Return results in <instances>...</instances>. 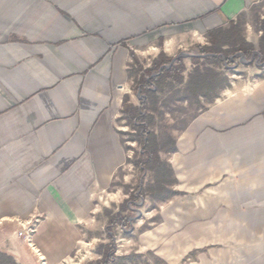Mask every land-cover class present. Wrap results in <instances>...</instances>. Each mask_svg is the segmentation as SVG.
Instances as JSON below:
<instances>
[{"label": "crops", "instance_id": "obj_1", "mask_svg": "<svg viewBox=\"0 0 264 264\" xmlns=\"http://www.w3.org/2000/svg\"><path fill=\"white\" fill-rule=\"evenodd\" d=\"M238 18L255 51L236 56L231 86L161 153L178 193L137 200L142 173L117 124L126 95L140 104L132 53L144 68L183 53L187 75L196 55L184 51ZM263 20L264 0H0V251L83 264L128 201L129 230L114 228L120 242L134 238L125 250L166 264H264Z\"/></svg>", "mask_w": 264, "mask_h": 264}, {"label": "trees", "instance_id": "obj_2", "mask_svg": "<svg viewBox=\"0 0 264 264\" xmlns=\"http://www.w3.org/2000/svg\"><path fill=\"white\" fill-rule=\"evenodd\" d=\"M262 29L261 53L264 52V20ZM207 38L206 44L196 46L198 55L192 57L193 68L187 75L184 57L172 63L174 57L161 52L151 67L144 68L136 55L132 53L134 62L129 69V74L134 77L135 88L140 95V104L130 103V97L126 95L123 115L136 133L134 141L140 145L132 162L140 169L142 175L150 177L146 184L143 182L137 200L150 197L155 201H165L178 193L173 189L177 182L174 170L161 155L162 152L176 151V140L170 133L161 139L155 130L157 115L164 114L162 111V104L166 101L164 95L177 91L178 94H184L182 97L184 101L201 105L202 99L206 98L212 103L223 90L231 86L230 77L226 72L236 64V56L242 54L249 59L255 51L254 45L244 36L241 18L231 22L227 28L221 27L208 31ZM162 67V71L158 74ZM201 108L205 109L206 106ZM134 199L136 197L131 196L129 200ZM127 203L109 219L107 230L110 232V243L105 246V250H98L102 254L103 264H110L115 256L114 228L119 224L125 228L130 227V220L121 215L124 209H128ZM0 264L20 263L12 255L0 251Z\"/></svg>", "mask_w": 264, "mask_h": 264}, {"label": "rangeland", "instance_id": "obj_3", "mask_svg": "<svg viewBox=\"0 0 264 264\" xmlns=\"http://www.w3.org/2000/svg\"><path fill=\"white\" fill-rule=\"evenodd\" d=\"M184 53H188L189 55H197L198 50H187ZM181 54V53H180ZM231 75L234 72H226ZM237 75L239 72H235ZM177 91H172L164 95L166 101L162 104L163 115H157L155 130L160 135L161 139H164L167 134H174L176 131H180L190 120L198 114V112L202 109V106H207L210 102L206 99H202V104L198 105L192 101H184L182 97L183 93L178 94ZM181 96V97H180ZM120 132L121 138L124 142H126V147L134 157L135 153L139 151L140 145L138 142L134 141L135 131L132 126L129 125L128 119L123 115L118 119L117 122ZM140 174L137 172L136 183L139 184ZM143 182L146 184L150 177L146 175H142ZM147 199V198H146ZM149 202L146 206H144V212L147 209L154 207L155 202L148 199ZM138 213H135L134 216H137ZM129 230V228H127ZM117 233H115L116 235ZM116 250L114 253V258L110 264H166L165 262L159 260L152 252L146 251L144 253H137L135 250H125L126 247L133 248L134 238L126 237L124 241L118 238H114ZM88 251V252H87ZM84 251V263L83 264H103L102 254H97L98 250H87ZM127 252V253H126ZM92 259V261H89Z\"/></svg>", "mask_w": 264, "mask_h": 264}, {"label": "built area", "instance_id": "obj_4", "mask_svg": "<svg viewBox=\"0 0 264 264\" xmlns=\"http://www.w3.org/2000/svg\"><path fill=\"white\" fill-rule=\"evenodd\" d=\"M35 231L34 227H29L28 229L25 230V232L21 231L20 232V236H24L25 239L28 241V242H31V236L33 234V232Z\"/></svg>", "mask_w": 264, "mask_h": 264}, {"label": "water", "instance_id": "obj_5", "mask_svg": "<svg viewBox=\"0 0 264 264\" xmlns=\"http://www.w3.org/2000/svg\"><path fill=\"white\" fill-rule=\"evenodd\" d=\"M182 55H183V53H181V54L178 56V58H180ZM178 58H174L173 61H172V63L175 62L176 59H178ZM169 66H170V65H169ZM169 66H167V67H169ZM162 69H163V67L160 69V71L158 72V74L162 71ZM154 75H156V74H154Z\"/></svg>", "mask_w": 264, "mask_h": 264}]
</instances>
